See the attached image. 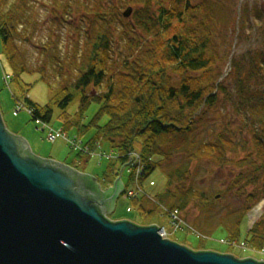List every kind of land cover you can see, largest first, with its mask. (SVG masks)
I'll return each instance as SVG.
<instances>
[{
  "label": "rangeland",
  "instance_id": "obj_1",
  "mask_svg": "<svg viewBox=\"0 0 264 264\" xmlns=\"http://www.w3.org/2000/svg\"><path fill=\"white\" fill-rule=\"evenodd\" d=\"M203 1L206 0H192L198 16L193 18L189 13L186 21V29H191V32L198 35L206 31V28L201 29L200 19L203 14L202 10L197 8ZM209 1L218 4V15L215 18L217 23L211 27L214 41L211 53L215 57L216 66L208 72L198 73L182 72L173 66L168 67L166 78L172 82L213 84L218 78L221 81L230 71L232 53H243L250 47L258 48L261 44L260 32L257 34V30L264 26V23L253 20L250 24L249 39L242 44L237 43V28L241 7H251L255 12L261 11L264 16V0ZM21 3H24V14L22 24H19L18 19L17 27L20 32L18 34L16 32V38L25 54L26 62L30 68H42L45 77L52 82L54 91L63 95L64 90L77 78L83 55L92 49L96 38L101 34L109 38L110 58L107 62L115 74L131 51L130 41H133L131 44L134 46L140 43L150 46L158 42L151 31L152 28L146 31L136 22L137 18H142L147 12H144L147 6L156 13L161 6L175 7L176 1L6 0L5 8ZM128 8L132 9L131 14L125 16L124 12ZM21 34L24 38H21ZM133 35L137 37L136 40L131 38ZM5 73L11 74V68L4 58L0 37V110L7 128L25 137L35 154L58 160L76 167L81 172L94 175L103 189L112 185L116 178L115 173H119L124 164L118 157V151L112 148L110 141L99 132L100 126L108 120V116L103 115L96 123H92L100 103L97 100L91 101L79 116L77 110L81 94L78 93L63 111L53 99L54 92L48 82L41 78L39 72H24L17 79L11 76L9 81H6ZM221 73L223 76L219 77ZM27 83H30L29 89H25ZM223 83L226 85L225 80ZM206 89L208 92L212 90V86ZM86 91L90 95H96L101 89L89 86ZM27 95L41 105L48 103L51 105L53 116L46 122L48 126L44 122L39 124L32 118L25 101ZM219 97L216 105L211 107L201 105L195 111L194 128L187 137L191 144L186 147L184 145L185 148L174 153L171 162L165 163L167 169L190 166L191 177L184 183L204 192L211 197L210 201L200 204L193 201L185 210H180V218L185 226L175 231L171 222V208L164 203L160 204L158 199V194L167 187L166 171L157 166L147 176L142 177L141 174L138 179L143 190L139 191V188H136V178L127 165L122 171L124 190L117 198L109 218L112 220L127 218L142 225L156 223L168 231L165 237L195 250L211 249L222 253L229 252L238 257L252 256L261 260L264 259V247L261 249L251 247L245 238L253 224L264 215V198L247 211L237 238L229 237L228 230L221 226L223 220H229L230 215L240 212L247 203L246 193H241L244 188L236 184L235 178L242 169L248 167L241 162L243 158L249 154L256 155L257 150L256 138L245 126L243 117L238 116L233 105L225 102L222 91L219 92ZM66 117L69 118L68 121ZM50 127L55 130L63 129L68 139L62 136L51 141L48 138ZM74 138L79 142L81 140V143L73 145L69 140ZM143 138L137 137L134 146L136 151L141 150ZM222 138L227 142L222 141ZM221 144L225 147L224 152L220 151ZM232 144L237 146L234 151H231ZM198 145L201 146L202 152L197 150ZM86 147L91 150L88 151ZM127 162L129 160L125 163ZM151 181L154 184L151 185ZM254 187L255 185L250 183L247 189L252 190ZM135 188L136 194L131 196L127 194L129 189ZM137 198L143 200L146 209L155 207V212L148 213L143 209L142 211L135 203ZM260 204L261 209L256 211ZM186 225L194 229L191 230Z\"/></svg>",
  "mask_w": 264,
  "mask_h": 264
},
{
  "label": "trees",
  "instance_id": "obj_2",
  "mask_svg": "<svg viewBox=\"0 0 264 264\" xmlns=\"http://www.w3.org/2000/svg\"><path fill=\"white\" fill-rule=\"evenodd\" d=\"M175 1V7L161 6L156 13L151 11L150 6H147V10L143 9L147 12L142 18H137L136 22L146 31L152 28L151 31L158 42L150 46L141 43L134 46L131 44L133 41H130L131 51L115 74L107 62L110 58L109 38L105 37V34L96 38L92 49L83 55L77 78L64 90L63 95L54 91L52 82L45 77L42 68L29 67L17 42L16 32H20L17 23L20 20L19 24H22L24 3L6 9V0H0L3 55L11 68L12 77L16 79L24 72H39L41 78L48 82L54 92L53 99L63 111L78 93L81 94L77 110L79 116L91 101L97 100L100 106L92 123H96L103 115L108 116V120L100 126L99 132L110 141L112 148L118 151L122 164L129 160V152L135 150L137 137L143 136L142 148L139 151L143 164L142 177L147 176L157 166L162 167L167 173L168 183L165 190L158 194L159 203L181 211L193 201L199 204L207 203L211 197L184 183L191 177L190 166L167 169L165 163L171 162L174 153L184 145L186 147L191 144L187 137L194 128L195 111L201 105H216L220 99L219 92L222 91L225 102L233 105L238 116L243 117L249 132L256 138V155L249 154L243 158L241 162L248 167L242 169L235 178L236 184L244 188L239 189H242V194L246 193L247 203L240 212L221 222V226L228 230L229 237L237 238L247 211L264 198V26L258 27L257 30L261 39L258 48L250 47L243 53L231 54L230 71L223 80L215 79L213 84L172 82L166 78V70L171 66L182 72L192 73L208 72L209 69L215 68V57L211 53L214 44L211 27L217 23L215 18L218 15L217 3L203 1L197 8L202 10L201 29L206 28V31L198 35L191 32V29H186L188 14L193 18L198 16L195 4L192 0ZM239 16L237 43L242 44L249 39L252 21L263 24L264 16L261 11L255 12L248 6L241 7ZM135 35L131 37L133 40L137 39ZM20 36L24 38L23 34ZM221 76L223 73L219 77ZM210 85L212 90L207 92L206 87ZM29 86L30 83H27L25 89H29ZM89 86L101 91L90 95L86 91ZM25 101L32 118H42L45 122L52 119L53 109L49 103L41 105L28 95L25 96ZM68 119L66 117V121ZM221 140L227 142L225 138ZM222 144L220 151L224 152L225 147ZM198 146L197 150L202 152L201 146ZM236 148L237 146L232 144L231 151ZM118 175L116 172L115 177ZM250 183L255 185L252 190L247 189ZM135 203L141 210L155 212V207L146 209L140 198H137ZM245 240L256 249L264 247V215L249 229Z\"/></svg>",
  "mask_w": 264,
  "mask_h": 264
},
{
  "label": "water",
  "instance_id": "obj_3",
  "mask_svg": "<svg viewBox=\"0 0 264 264\" xmlns=\"http://www.w3.org/2000/svg\"><path fill=\"white\" fill-rule=\"evenodd\" d=\"M128 164L103 189L94 175L35 154L0 110V264H264L195 250L163 236L156 223L110 219Z\"/></svg>",
  "mask_w": 264,
  "mask_h": 264
},
{
  "label": "built area",
  "instance_id": "obj_4",
  "mask_svg": "<svg viewBox=\"0 0 264 264\" xmlns=\"http://www.w3.org/2000/svg\"><path fill=\"white\" fill-rule=\"evenodd\" d=\"M11 74L10 73H5V79L6 81H9L11 79ZM36 121L41 124L42 122H44V124L46 126L47 123L42 119V118H37ZM65 137L67 138V136H65L64 134V131L63 129H59V130H55L53 129L52 127H50L49 131H48V138L51 140V141H55L58 137ZM68 139V138H67ZM73 145L77 146L81 143V140L80 142L77 140V139H70L69 140ZM86 149H88V151H90L91 149L86 147ZM109 158H112L113 156H108ZM130 160H131V163H130ZM128 169H130V171H132V173L134 174L135 176V180H136V183H137V189L139 188V191L140 190H143L141 188V181H139L138 177H140V175L142 174V171H143V164H142V159H141V155L139 153V151H136V150H133V151H130L129 152V164H128ZM139 184V185H138ZM151 185L154 184L153 181H151L150 183ZM129 189L127 191V194L128 195H134L136 194V190L137 189ZM129 210H131V208H129ZM171 212V222H172V226L174 227V230H178L180 228H184V223H183V220H181L180 218V210L178 208H174V209H171L170 210ZM182 222V223H180ZM189 229H194L192 228V226L190 225H186ZM160 232L162 233L163 236H165L167 234L168 231H166V229L163 227H161V230ZM223 241V240H222Z\"/></svg>",
  "mask_w": 264,
  "mask_h": 264
},
{
  "label": "bare ground",
  "instance_id": "obj_5",
  "mask_svg": "<svg viewBox=\"0 0 264 264\" xmlns=\"http://www.w3.org/2000/svg\"><path fill=\"white\" fill-rule=\"evenodd\" d=\"M261 206H262V204H260L259 206H257V208L255 210L256 211L260 210L261 209ZM253 218H255V217H253Z\"/></svg>",
  "mask_w": 264,
  "mask_h": 264
}]
</instances>
